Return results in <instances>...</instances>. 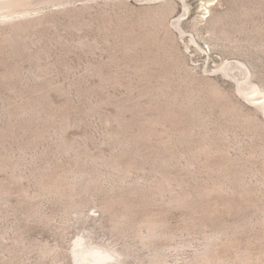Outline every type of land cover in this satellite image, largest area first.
<instances>
[{
  "label": "rangeland",
  "instance_id": "rangeland-1",
  "mask_svg": "<svg viewBox=\"0 0 264 264\" xmlns=\"http://www.w3.org/2000/svg\"><path fill=\"white\" fill-rule=\"evenodd\" d=\"M258 89L264 0L0 23V264H264Z\"/></svg>",
  "mask_w": 264,
  "mask_h": 264
},
{
  "label": "bare ground",
  "instance_id": "bare-ground-1",
  "mask_svg": "<svg viewBox=\"0 0 264 264\" xmlns=\"http://www.w3.org/2000/svg\"><path fill=\"white\" fill-rule=\"evenodd\" d=\"M77 1L93 2V1H98V0H0V23L1 24L2 23L9 24L11 26H21L22 27L26 24V22L31 20L32 17L35 15V12H38L39 10L43 11L44 9L49 8V7H53V6H64L65 7V6H69L70 4L71 5L77 4ZM148 1H152V0H148ZM165 2H167V1H165ZM186 5H185V7H186ZM175 6L176 5L173 3H166V4H161V5L157 6L154 10L155 18L164 21L165 17H167V15L169 13H171L175 10ZM181 20H182L181 17H179L178 19H176L175 23L177 25H179ZM169 53H170V51H169ZM248 83H251V82H248ZM241 87H242L241 84H239V91L240 92L243 91ZM257 92L264 93V89L263 90L258 89ZM258 109L264 113V102L260 103L258 105ZM82 253H83V255L85 254V249H82L81 251H78V250L75 251V254H76L78 261L84 260V256L83 257L80 256V254H82ZM102 253L104 254V255H101L103 257V259L109 258L112 256L111 253H108L107 251H102ZM100 262L101 261H99L98 263H100Z\"/></svg>",
  "mask_w": 264,
  "mask_h": 264
}]
</instances>
